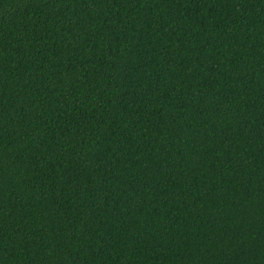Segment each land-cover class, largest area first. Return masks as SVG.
<instances>
[{
  "label": "trees",
  "instance_id": "trees-1",
  "mask_svg": "<svg viewBox=\"0 0 264 264\" xmlns=\"http://www.w3.org/2000/svg\"><path fill=\"white\" fill-rule=\"evenodd\" d=\"M0 264H264V0H0Z\"/></svg>",
  "mask_w": 264,
  "mask_h": 264
}]
</instances>
